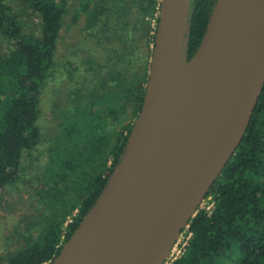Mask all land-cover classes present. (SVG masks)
Wrapping results in <instances>:
<instances>
[{
  "label": "trees",
  "instance_id": "1",
  "mask_svg": "<svg viewBox=\"0 0 264 264\" xmlns=\"http://www.w3.org/2000/svg\"><path fill=\"white\" fill-rule=\"evenodd\" d=\"M21 1L39 19V29L25 33L12 7L0 0V190L22 180L23 155L40 142L39 95L55 66L69 10V0ZM79 1L77 16L85 23L76 69L83 68L91 86L74 92L40 192L64 211L6 264L53 262L108 184L144 102L160 0ZM216 1L191 0L184 34L187 60L204 38ZM87 88L89 96L80 97ZM71 189L76 197L69 203ZM209 196L213 211L197 210L189 220L192 236L172 264H264V78L244 136L206 191Z\"/></svg>",
  "mask_w": 264,
  "mask_h": 264
},
{
  "label": "water",
  "instance_id": "2",
  "mask_svg": "<svg viewBox=\"0 0 264 264\" xmlns=\"http://www.w3.org/2000/svg\"><path fill=\"white\" fill-rule=\"evenodd\" d=\"M191 0H160L141 111L51 264H162L241 142L264 78V0H217L187 60Z\"/></svg>",
  "mask_w": 264,
  "mask_h": 264
},
{
  "label": "rangeland",
  "instance_id": "3",
  "mask_svg": "<svg viewBox=\"0 0 264 264\" xmlns=\"http://www.w3.org/2000/svg\"><path fill=\"white\" fill-rule=\"evenodd\" d=\"M3 1L12 7L25 33L37 32L39 19L27 5L21 0ZM79 2L69 0V10L57 44L55 66L40 91V114L36 123L40 131V142L35 149L23 155L22 180L14 186L0 190V264H6L15 252L24 248L28 242L35 241L47 228V223L64 211L61 203L52 205L49 199L41 198L40 192L45 189L42 179L47 173L49 157L61 131L60 124L69 108L74 105V92L82 87L91 86L86 75L82 74L83 68L79 66V69H76V60L79 56L78 41L85 23L84 17L77 16ZM8 47L9 44L5 43L4 48ZM141 50L142 48L137 52V58L140 59L144 55ZM89 90L90 88L83 90L84 95L80 97L89 96ZM67 197L69 203L72 202L71 200L76 197L75 190L71 189ZM214 207L215 201L212 196L203 197L198 210L211 212ZM76 214L77 209L66 217L64 225L69 219H74ZM187 239V233H182L172 254L180 250Z\"/></svg>",
  "mask_w": 264,
  "mask_h": 264
},
{
  "label": "built area",
  "instance_id": "4",
  "mask_svg": "<svg viewBox=\"0 0 264 264\" xmlns=\"http://www.w3.org/2000/svg\"><path fill=\"white\" fill-rule=\"evenodd\" d=\"M207 212V211H206ZM212 212V211H211ZM211 212H207L209 215L211 214ZM72 221H73V219H69L68 221H67V223H65V226L67 225V224H70V223H72ZM188 225H186L185 226V228L183 229V231H182V233H184V232H186L187 233V235H188V239H187V241L182 245V248L180 249V250H178L176 253L174 252V254H172L173 253V248H174V246H175V244H176V242H175V244H174V246L172 247V249L170 250V253L168 254L169 256H167L166 258H165V260L163 261V263L162 264H172L173 262H175L176 260H178L180 257H182L183 255H184V253H185V250H186V247L188 246V242H189V240H190V238H191V236H192V234L190 233V232H188ZM182 233L180 234V236L182 235ZM179 236V237H180ZM178 237V238H179ZM178 240V239H177Z\"/></svg>",
  "mask_w": 264,
  "mask_h": 264
}]
</instances>
